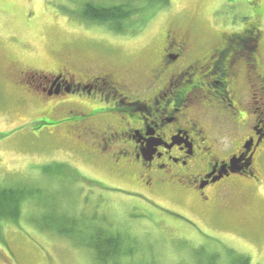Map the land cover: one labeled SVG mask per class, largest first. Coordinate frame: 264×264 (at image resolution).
I'll return each mask as SVG.
<instances>
[{"label":"rangeland","instance_id":"obj_1","mask_svg":"<svg viewBox=\"0 0 264 264\" xmlns=\"http://www.w3.org/2000/svg\"><path fill=\"white\" fill-rule=\"evenodd\" d=\"M86 1L0 0V185L41 189L18 220L0 221V264H96L88 247L40 228L47 212L129 236L136 253L124 262L231 264L233 249L250 264H264V188L232 193L206 213L193 195L163 192L150 199L130 190L133 182L104 162L96 146L79 140L74 125L43 116L47 104L15 97L3 78L16 68L50 71L65 63L75 71L99 63L139 75L168 29L205 46L246 22L259 21L264 31V0L255 18L248 16L253 0H135L142 9L125 32L82 19Z\"/></svg>","mask_w":264,"mask_h":264},{"label":"flooded vegetation","instance_id":"obj_2","mask_svg":"<svg viewBox=\"0 0 264 264\" xmlns=\"http://www.w3.org/2000/svg\"><path fill=\"white\" fill-rule=\"evenodd\" d=\"M252 2L248 16L259 17L262 2ZM4 76L15 97L47 104L43 116L74 125L79 140L96 146L104 162L133 182L130 190L150 199L163 192L193 195L206 213L232 193L264 188L259 21L220 32L206 46L168 29L139 75L99 63L75 71L65 63Z\"/></svg>","mask_w":264,"mask_h":264},{"label":"trees","instance_id":"obj_3","mask_svg":"<svg viewBox=\"0 0 264 264\" xmlns=\"http://www.w3.org/2000/svg\"><path fill=\"white\" fill-rule=\"evenodd\" d=\"M162 1L167 3L169 0ZM141 9L135 0H119L110 4L87 0L78 14L82 19L104 23L114 31L125 32L133 17ZM60 167L64 168L63 165ZM39 195L41 189L33 186L0 185V221L18 220L22 216L25 202ZM40 228L55 231L62 237L88 247L94 255L96 264H134L132 260L123 261L132 259L136 249L134 240L121 232H112L77 216L56 212L45 213L40 221ZM228 254L231 264H250V258L243 253L230 249ZM213 263L212 260L207 264Z\"/></svg>","mask_w":264,"mask_h":264}]
</instances>
